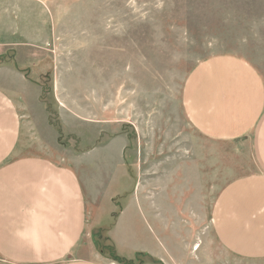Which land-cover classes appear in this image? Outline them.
<instances>
[{
    "label": "crops",
    "instance_id": "1",
    "mask_svg": "<svg viewBox=\"0 0 264 264\" xmlns=\"http://www.w3.org/2000/svg\"><path fill=\"white\" fill-rule=\"evenodd\" d=\"M165 8L166 0H0V54L55 47L70 32L97 48L104 33L127 31L134 15ZM40 91L0 65V264H119L137 255L151 264H264V40L253 59L219 53L192 65L178 107L199 141H179L189 145L158 153L156 164L140 147L143 125L133 122L136 155H124L129 140L115 122L107 142L74 154L76 167L63 162L67 154L37 135ZM89 95L100 99L101 90ZM214 182L215 246H202L194 209ZM117 197L107 231L112 261L89 240L100 220L89 200Z\"/></svg>",
    "mask_w": 264,
    "mask_h": 264
},
{
    "label": "rangeland",
    "instance_id": "2",
    "mask_svg": "<svg viewBox=\"0 0 264 264\" xmlns=\"http://www.w3.org/2000/svg\"><path fill=\"white\" fill-rule=\"evenodd\" d=\"M128 22L127 31L104 33L97 48L85 46L78 33L70 32L55 47L0 54V65L15 68L40 86L37 135L46 148L66 153L62 160L69 165L76 167L74 154L107 142L115 122L129 140L125 156L127 150L136 155L137 132L128 122L143 125L144 132L137 131L143 136L140 147L154 157L150 164L157 163L160 152L189 145L179 141L198 140L178 107L183 79L192 65L213 54L237 53L253 59L257 43L264 40V0H166L164 10L134 15ZM94 89L101 90L100 99L89 95ZM94 100L100 101L95 109ZM127 170L132 174V164L127 163ZM218 184L214 182L194 209L193 238L202 246H215L209 209ZM118 199L89 200L100 218L91 227L89 240L112 261L107 231L120 211ZM149 260L137 255L131 261L120 259L119 264H151Z\"/></svg>",
    "mask_w": 264,
    "mask_h": 264
},
{
    "label": "trees",
    "instance_id": "3",
    "mask_svg": "<svg viewBox=\"0 0 264 264\" xmlns=\"http://www.w3.org/2000/svg\"><path fill=\"white\" fill-rule=\"evenodd\" d=\"M109 247H110V256H111L113 259L116 260L118 257H116V256L113 254L112 246L110 245V243H109Z\"/></svg>",
    "mask_w": 264,
    "mask_h": 264
}]
</instances>
